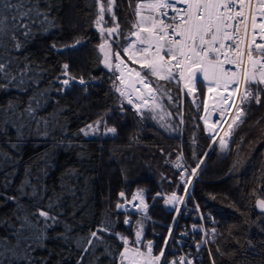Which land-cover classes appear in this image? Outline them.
<instances>
[{"label": "trees", "instance_id": "16d2710c", "mask_svg": "<svg viewBox=\"0 0 264 264\" xmlns=\"http://www.w3.org/2000/svg\"><path fill=\"white\" fill-rule=\"evenodd\" d=\"M143 1L117 0L116 20L106 13L103 25L119 23L121 35L110 40L112 50L142 75L146 70L122 49L133 40L134 6ZM33 4L48 14L47 20L33 17L31 34L18 36L19 50L11 40L3 41L7 47L0 49V55L11 57L9 71L17 78L10 87L0 89V107L11 102L19 104L16 112H21L33 98L39 105L33 104L35 121L26 115L17 118L13 112L6 117L0 113V239L4 240L0 248L16 245L22 231V246L34 247L31 255L36 264H77L81 256V264H119L123 243L116 234L131 242L142 227L140 247L151 241L157 254L174 216V209L157 195L181 197L186 185L180 180L186 171L185 180L193 177L188 203L219 220L215 240L198 264L213 260L215 264H264V211L257 206L264 199V94L259 105H243V122L234 126L228 149L221 152L202 120V82L197 81L193 103L180 83L151 77L152 86L164 85L172 101L158 97L165 111L162 122L148 109L138 114L116 91L122 86L118 71L104 64L99 45L106 36L95 24L96 0H31L26 7ZM78 39L82 43L72 47ZM64 64L76 78L67 86L61 83L68 79L62 74ZM97 121L101 123L96 131L87 128ZM112 127L115 133H103ZM178 157H182V168L175 166ZM193 168H197L195 176H191ZM138 192L149 204L146 213L116 207ZM49 201L50 214L58 223L49 221L46 238L34 246L35 230L21 229L23 217L44 228L43 218L35 214L38 208L48 211ZM101 228L108 229L98 232L102 242L94 241L96 247L87 244L90 233Z\"/></svg>", "mask_w": 264, "mask_h": 264}, {"label": "snow or ice", "instance_id": "6c2138e0", "mask_svg": "<svg viewBox=\"0 0 264 264\" xmlns=\"http://www.w3.org/2000/svg\"><path fill=\"white\" fill-rule=\"evenodd\" d=\"M96 2L99 4V11L95 24L101 35L106 36L99 45V50L103 53L104 64L110 70L115 68L120 73L117 79L121 85L126 83L124 79L126 71L129 75L135 73L136 80L130 86L134 92L139 94L137 99L142 102L134 105L136 110L140 112L142 107H148L149 111L162 110V105L157 102L158 97H166L172 101L170 91L165 89L164 85L152 86L151 77H155L157 81L182 83L181 91L186 90L188 95L194 96L197 91V79L200 76L202 77L201 82H206L208 93V97L204 101L206 115L203 117L206 129L209 132L217 131L218 125L222 122L228 123L227 118L231 119L227 130H224L223 137L219 139L221 148H227L228 143L225 138L231 135L234 125L243 122L245 116L243 105L252 102L259 105L262 94H264V0H147V2L136 3L134 15L137 20L133 24L135 30L131 32V36L135 39L131 40L122 51L129 60L139 64L142 70H146L144 75L141 74V71L129 68L120 52L112 50L110 40L121 35L119 23H115L112 27L103 26L106 24V13L113 21L116 20L113 9L117 0H103V2L96 0ZM29 3L31 0H15V2L0 0V49L7 47L3 41L11 40L15 42L14 49L19 50L22 44L19 42L18 36L27 38L31 34L34 24L33 17L43 16L47 20L46 12H40L37 4L26 7ZM177 4H183L185 7H177ZM169 11L174 15L169 16ZM144 12L148 14L144 15ZM81 43L82 41L78 39L72 47ZM113 56L117 61L115 64L112 62ZM10 67L11 57L0 55V80L7 82V84L0 83V89L10 87L17 79L9 71ZM68 68V64L63 65L62 74L68 77L61 81L65 86L69 85L70 80L76 79L69 75ZM23 82L24 78L21 77V85ZM79 83L84 84V79L80 78ZM137 83L140 85L139 88L135 87ZM116 91L121 96H127L129 104L134 103L131 95L121 87H117ZM208 100L215 102L214 108L219 105L221 119L213 124L208 123V116L211 114L208 112ZM237 100H239V104L236 103ZM193 102L195 103V100ZM33 104L39 106L36 99L33 98L21 112H16L19 104L10 102L6 107H0V113H4L6 117L8 112H13L17 118L26 115L29 121H35ZM233 109H235L234 113ZM167 115L170 116L171 113H167ZM40 122L42 121L37 123ZM183 122L181 113L180 123ZM3 123L7 124L8 119H3ZM100 123L101 121H97L95 124L88 125L87 128L96 131ZM106 131L115 133L116 129L112 127L107 128ZM87 134L88 132L85 131V135ZM181 159L182 157H178V161ZM175 166L183 167L179 162ZM197 168H199V164ZM197 168L191 170V176L196 175ZM181 179L185 185L191 182L190 179L184 180L183 176ZM7 181L8 178L5 177V182L7 183ZM185 191L187 192V187ZM32 195H37L35 189H33ZM119 195L124 197L123 192ZM7 199L15 198L7 197ZM132 199L134 201L138 199L140 203L136 207L147 212L148 205L140 192ZM165 203H183V197L173 193ZM257 206L264 211V199L258 200ZM116 207L121 208L123 205L118 203ZM48 208V211L38 208L35 214L43 218L44 228L42 229L37 228L28 216L23 217L21 229L35 230L34 246H39L46 238V229L51 226L49 221L58 223L56 216L50 214L51 201H49ZM176 210L179 211L178 208ZM17 218L19 219V217ZM124 222L125 224L131 223L130 220ZM107 230V228H101L92 231L90 237L86 238V243L96 247L94 241L102 242L98 232ZM169 235H171V229ZM120 239L123 243V250L119 252V264H162L165 257L163 248L158 255H154L151 241L144 245L146 251L139 247L142 244V227L136 231L135 240L130 242L125 237H120ZM23 240V232L20 231L16 245L0 248V264H5L6 258L7 264H13L15 260L36 264L35 258L31 255L34 247H23L21 243ZM3 244L4 240L0 239V245ZM167 244L168 241L165 240V247ZM131 245H136V247ZM78 246L80 245L78 244ZM197 249L199 250V245H197ZM88 250V248H82L83 252ZM209 255L211 256V252ZM82 260L83 256L77 260V264H81ZM41 264H47V262L42 261ZM166 264H194V262L182 256L179 261H167ZM212 264H215V260L212 261Z\"/></svg>", "mask_w": 264, "mask_h": 264}, {"label": "built area", "instance_id": "2783aa9c", "mask_svg": "<svg viewBox=\"0 0 264 264\" xmlns=\"http://www.w3.org/2000/svg\"><path fill=\"white\" fill-rule=\"evenodd\" d=\"M177 7L183 8L185 5L177 4ZM174 15L169 11V16ZM231 67V66H227ZM213 100H208V112L211 113L208 116V122L210 124L216 123L221 118L219 116V105L215 108ZM239 104V100L236 101ZM235 109H233V113ZM206 113H204V116ZM228 123H231V119L227 118ZM228 123H221L218 125L217 131L218 135L215 136L217 140L221 133L224 130H227ZM223 130H220V129ZM193 178V177H192ZM192 178L190 179L192 182ZM182 182V179L180 180ZM191 182L186 185L187 192L184 190L183 203L170 204L174 209V216L169 227L171 229V235H168L166 240L168 241L167 246H163L165 257L162 261V264H166L167 261L176 260L179 261L180 257H186L189 260H192L194 264H198L204 257L205 252L208 250L209 244L215 240L216 231L213 232V229H216V226L219 224V220L212 216L209 212H204L198 205L189 204L187 201V195L190 190ZM183 183V182H182ZM185 187V188H186ZM137 193H133L122 205L120 209L129 212V213H144L138 207L139 200H133V196ZM162 197L164 201L171 195H157ZM144 198V197H143ZM145 201V199H144ZM149 206V204L145 201ZM179 209L177 211L176 209ZM120 237H123L120 234H116V238L119 242H122ZM199 245V250L197 249ZM141 246V245H140ZM139 246V247H140ZM154 254V255H158Z\"/></svg>", "mask_w": 264, "mask_h": 264}, {"label": "rangeland", "instance_id": "374dc122", "mask_svg": "<svg viewBox=\"0 0 264 264\" xmlns=\"http://www.w3.org/2000/svg\"><path fill=\"white\" fill-rule=\"evenodd\" d=\"M143 2H147V0H144ZM144 15H147L148 13L147 12H144L143 13ZM135 30V29H134ZM133 30V31H134ZM133 37V36H132ZM135 39V37H133V40ZM115 58V57H114ZM103 60H104V57H103ZM116 63L117 61L114 59V61H113V63ZM131 69H134V68H131ZM135 70V69H134ZM137 71V70H136ZM118 77V76H117ZM197 81H202V77H200V76H198V79H197ZM202 84H203V86H204V88H205V99L204 100H206L207 99V97H208V93H207V85H206V82H202ZM196 87H197V84H196ZM121 88H122V90H125L124 88H123V85L121 86ZM180 88L182 89L183 88V84L182 83H180ZM126 91V90H125ZM145 91V90H144ZM197 92V91H196ZM184 94H186L189 98H190V100H191V102H193V100H195V98H194V96L193 95H188L187 94V92H186V90L183 92ZM196 94V93H195ZM194 94V95H195ZM124 97V99L128 102V98H127V96H123ZM157 102L158 103H160L159 102V100H158V98H157ZM135 103V102H134ZM142 102H139V103H136V104H141ZM194 103V102H193ZM131 105V107L138 113V114H141V112L143 111V110H145V109H148V107H142L141 108V111L140 112H138L137 110H136V108L135 107H133V104H130ZM152 112V114L154 115V117L158 120V121H160V122H162L163 121V119H161V117L163 116L164 117V115H165V111L163 110V107H162V110H160V109H157L156 111H151ZM204 113H205V109H203V112H202V120H203V123H204V119H203V117H204ZM209 123V122H208ZM205 124V123H204ZM210 124V123H209ZM235 126V125H234ZM234 126H233V128H234ZM208 131V130H207ZM104 134L105 133H108L106 130L103 132ZM208 133H209V135H210V137H211V139H212V144L213 145H217L218 146V149L221 151V152H226V150L228 149V147L227 148H221V146H220V144H219V139L221 138V137H223V134H224V131L221 133V135H220V137L217 139V140H215V136L217 135V131H214V132H209L208 131ZM231 136V135H230ZM230 136L229 137H226L225 139L227 140V143L229 144V139H230ZM215 141V142H214ZM179 163H181L182 164V160H179ZM182 176H183V178H184V180H185V177H186V171H183V173H182ZM165 202V201H164ZM170 207H172L170 204H168ZM173 208V207H172ZM132 247H136V246H132ZM141 250H145L146 251V249L143 247H141ZM154 254V253H153Z\"/></svg>", "mask_w": 264, "mask_h": 264}, {"label": "water", "instance_id": "95a60500", "mask_svg": "<svg viewBox=\"0 0 264 264\" xmlns=\"http://www.w3.org/2000/svg\"><path fill=\"white\" fill-rule=\"evenodd\" d=\"M136 78L134 77L133 74L131 75H127V78L125 79V85H123V88L125 90H128L131 92V95H132V100L135 102V103H139L141 102L139 99H137V96L139 95L138 93L134 92L133 91V88L130 86L132 84L133 81H135ZM135 87L139 88L138 84H135ZM144 91V90H143Z\"/></svg>", "mask_w": 264, "mask_h": 264}, {"label": "bare ground", "instance_id": "6f19581e", "mask_svg": "<svg viewBox=\"0 0 264 264\" xmlns=\"http://www.w3.org/2000/svg\"><path fill=\"white\" fill-rule=\"evenodd\" d=\"M119 73V72H118ZM133 75H134V77H135V73L133 72L132 73ZM119 75H120V73H119ZM118 75V76H119ZM127 75H128V73H127V71L125 72V77H124V79H126L127 78ZM136 78V77H135ZM138 84V83H137ZM138 86L140 87V85L138 84ZM146 91V90H145ZM126 92L127 93H129L130 95H131V92L130 91H128V90H126ZM131 98H132V95H131ZM134 102V101H133ZM136 103H133V107H134V105H135Z\"/></svg>", "mask_w": 264, "mask_h": 264}]
</instances>
